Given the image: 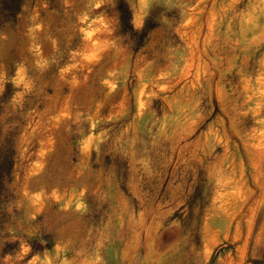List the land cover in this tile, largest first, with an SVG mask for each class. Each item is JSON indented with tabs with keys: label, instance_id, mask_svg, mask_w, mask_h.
Listing matches in <instances>:
<instances>
[{
	"label": "rangeland",
	"instance_id": "374dc122",
	"mask_svg": "<svg viewBox=\"0 0 264 264\" xmlns=\"http://www.w3.org/2000/svg\"><path fill=\"white\" fill-rule=\"evenodd\" d=\"M119 1L0 0V264H264V0Z\"/></svg>",
	"mask_w": 264,
	"mask_h": 264
},
{
	"label": "trees",
	"instance_id": "16d2710c",
	"mask_svg": "<svg viewBox=\"0 0 264 264\" xmlns=\"http://www.w3.org/2000/svg\"><path fill=\"white\" fill-rule=\"evenodd\" d=\"M118 11H119L120 22H121V25H122L124 31H126V32L133 31L134 28L132 25V15H131V10H130L129 6L124 1L120 0L118 2ZM148 30H149V27L147 24L141 28V30L138 33L140 35L139 43H141L143 41ZM7 161H6V163H3L0 166V187H1L2 179H3L2 169L6 168L10 172L11 167L13 165L12 159L8 158Z\"/></svg>",
	"mask_w": 264,
	"mask_h": 264
}]
</instances>
